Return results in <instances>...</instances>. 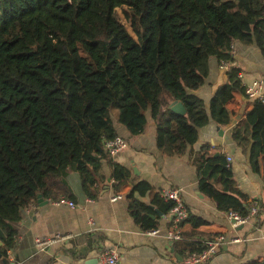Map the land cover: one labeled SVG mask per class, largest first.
<instances>
[{"label": "trees", "instance_id": "1", "mask_svg": "<svg viewBox=\"0 0 264 264\" xmlns=\"http://www.w3.org/2000/svg\"><path fill=\"white\" fill-rule=\"evenodd\" d=\"M236 40L256 43L264 54V0H0V264H12L18 223L38 194L78 199L68 178L72 171L94 199L108 183L104 161L116 192L132 178L105 147L120 135L114 119L140 134L150 111L157 145L167 155L184 154L211 117L229 123L228 104L236 93L246 94L240 67L231 64L210 112L191 91L205 83L211 57L234 61ZM175 100L186 114L171 108ZM252 102L233 136L249 150L254 168L261 160L264 180V103ZM209 148L204 144L191 157L201 191L241 217L258 202L260 224L264 202L251 201L225 155ZM151 190L150 182L138 180L129 195L131 215L143 231L158 228L174 206L162 191L150 202L135 195ZM183 240L175 246L186 258L207 247L206 240ZM242 264H264V256Z\"/></svg>", "mask_w": 264, "mask_h": 264}, {"label": "crops", "instance_id": "2", "mask_svg": "<svg viewBox=\"0 0 264 264\" xmlns=\"http://www.w3.org/2000/svg\"><path fill=\"white\" fill-rule=\"evenodd\" d=\"M233 49L231 64L241 68L242 82L264 79V54L256 43L236 40ZM221 63L211 57L205 83L191 91L204 99L209 112L211 98L229 80L230 68H223ZM252 101L245 93H236L228 104L230 122L220 124L211 117L208 124L199 128L198 141L180 155H167L158 147L157 124L150 111L147 112V127L140 134H131L121 123L122 126L118 127L114 119L118 133L129 144L113 157L132 170V178L121 184L116 192L111 167L104 161L108 183L100 197L94 199L85 196L79 173L72 171L68 178L78 195L74 200L77 206L58 204L43 197L42 201L37 200L28 208L18 223L19 244L15 250H9L12 264H86L89 258H99L100 252L111 248L120 255L117 264H185L186 257L176 249L175 241L173 245L168 243L170 239L166 236L172 227L171 212L160 218L157 234L143 231L131 215L129 195L133 182L143 179L151 183L152 190L144 196L135 195L145 202H150L158 191L181 189L183 201L190 211L189 218L182 225L183 241H207L219 234L242 239L225 243L208 264H242L264 256V213L258 225L255 217L244 223L234 221L229 212L219 208L214 196L201 191L197 166L191 159L193 153L208 144L209 152L225 155L237 186L249 199L264 202L262 162L258 159L254 168L249 150H244L233 136V128L245 117ZM116 194L122 196L113 199ZM241 224L242 228L239 227ZM37 237H58V241L40 248L36 244ZM71 250L77 256L81 253L86 256L72 257ZM0 251L3 252L4 248L1 247ZM94 264H100V261Z\"/></svg>", "mask_w": 264, "mask_h": 264}, {"label": "built area", "instance_id": "3", "mask_svg": "<svg viewBox=\"0 0 264 264\" xmlns=\"http://www.w3.org/2000/svg\"><path fill=\"white\" fill-rule=\"evenodd\" d=\"M231 63L223 61L221 66L223 68L229 69ZM239 77L243 79L242 72L239 73ZM245 87V92L249 98L252 100L258 99L264 103V79L255 78L250 82H242ZM128 140L122 136L117 135L115 138L107 140L105 142V147L114 156L124 150L128 146ZM229 159H231L229 157ZM163 197L166 200H173L174 206L171 209L172 215V227L167 231V238L177 241L183 238L182 235V225L189 218L190 211L188 206L183 201L181 196L180 188H167L163 190ZM121 194H116L113 199L121 197ZM58 204L66 203L72 207L77 206V203L73 199L67 197H61L59 200L55 201ZM259 210L258 202H255L250 209V213L246 217H241L235 212H230V215L234 218L236 222L244 223L251 218L255 217ZM93 220V219H91ZM160 230L158 228L149 230L150 234H157ZM240 237L228 238L226 234H219L212 239L206 241L207 247L198 253H194L185 258V264H204L207 263L214 255L220 250V248L230 241H240ZM58 241V237H37L36 244L40 248H44L46 245ZM120 255L115 248L107 249L99 253L100 264H117L119 262Z\"/></svg>", "mask_w": 264, "mask_h": 264}, {"label": "water", "instance_id": "4", "mask_svg": "<svg viewBox=\"0 0 264 264\" xmlns=\"http://www.w3.org/2000/svg\"><path fill=\"white\" fill-rule=\"evenodd\" d=\"M171 108L176 111L177 113L179 114H186V108L183 104L182 101L180 100H175L171 103ZM38 200L42 201L43 200V196L42 194H38ZM159 214H162L161 212H159ZM235 221V220H234ZM240 228L243 227V224H241L239 226ZM170 245H173L174 244V241L172 239L169 240L168 242ZM0 244H2V242H0ZM173 249V248H172ZM0 257H1V253H0ZM99 261V258L98 257H94V258H89L87 261H86V264H94V263H97Z\"/></svg>", "mask_w": 264, "mask_h": 264}, {"label": "rangeland", "instance_id": "5", "mask_svg": "<svg viewBox=\"0 0 264 264\" xmlns=\"http://www.w3.org/2000/svg\"><path fill=\"white\" fill-rule=\"evenodd\" d=\"M118 10H119V13L121 14V16L123 17V11H122V9L119 8ZM123 18H124V17H123ZM245 95H246V94H245ZM115 115H116V112L114 111V114H113V117H114V118H116ZM116 124L118 125V127L122 126L117 120H116Z\"/></svg>", "mask_w": 264, "mask_h": 264}]
</instances>
